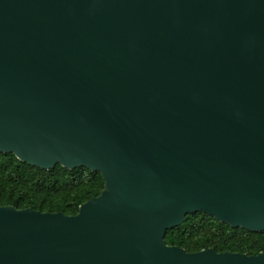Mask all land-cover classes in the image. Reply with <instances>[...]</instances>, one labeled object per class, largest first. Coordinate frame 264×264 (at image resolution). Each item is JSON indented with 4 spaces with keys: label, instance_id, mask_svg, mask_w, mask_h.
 I'll use <instances>...</instances> for the list:
<instances>
[{
    "label": "water",
    "instance_id": "obj_1",
    "mask_svg": "<svg viewBox=\"0 0 264 264\" xmlns=\"http://www.w3.org/2000/svg\"><path fill=\"white\" fill-rule=\"evenodd\" d=\"M0 152L105 180L74 216L0 206V264H264L164 241L264 232V0H0Z\"/></svg>",
    "mask_w": 264,
    "mask_h": 264
},
{
    "label": "trees",
    "instance_id": "obj_2",
    "mask_svg": "<svg viewBox=\"0 0 264 264\" xmlns=\"http://www.w3.org/2000/svg\"><path fill=\"white\" fill-rule=\"evenodd\" d=\"M104 190L100 172L84 167L69 170L61 165L44 170L14 154L0 152V206L74 216ZM164 241L188 253L212 249L256 256L264 252V232L233 228L205 213L188 215L180 226L166 233Z\"/></svg>",
    "mask_w": 264,
    "mask_h": 264
},
{
    "label": "rangeland",
    "instance_id": "obj_3",
    "mask_svg": "<svg viewBox=\"0 0 264 264\" xmlns=\"http://www.w3.org/2000/svg\"><path fill=\"white\" fill-rule=\"evenodd\" d=\"M57 197H59V196H57Z\"/></svg>",
    "mask_w": 264,
    "mask_h": 264
}]
</instances>
